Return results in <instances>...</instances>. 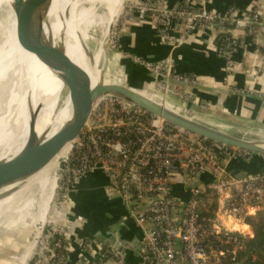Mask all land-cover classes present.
I'll return each instance as SVG.
<instances>
[{"label":"built area","instance_id":"obj_1","mask_svg":"<svg viewBox=\"0 0 264 264\" xmlns=\"http://www.w3.org/2000/svg\"><path fill=\"white\" fill-rule=\"evenodd\" d=\"M123 5L111 35L112 49L117 51L125 24L143 21L152 23L160 43L172 51L191 33L211 27L219 34L217 51L224 57L241 44L242 37L255 43L264 37L260 7L247 14L235 8L222 14L206 8H170L165 0H126ZM129 58L167 80L201 85L196 76L177 72L172 55L159 61ZM260 71L255 70V75ZM191 92L157 79L150 90L156 102L164 105H171L169 96L192 102ZM251 154L209 141L121 98L105 95L59 166L47 221L39 239L40 233L32 238L27 264H67L71 227L62 212L77 184L95 170L103 172L104 189L124 207L122 225L129 220L141 232L135 264H233L248 236L230 230L226 223L247 224L248 218L255 219L262 210L264 171L239 178L228 171L227 164ZM198 176L197 186L188 188ZM79 245L86 255L81 264H130L125 255L103 243L83 238Z\"/></svg>","mask_w":264,"mask_h":264},{"label":"crops","instance_id":"obj_2","mask_svg":"<svg viewBox=\"0 0 264 264\" xmlns=\"http://www.w3.org/2000/svg\"><path fill=\"white\" fill-rule=\"evenodd\" d=\"M165 3L170 8H206L222 14L231 8L247 14L254 7H260L264 15V0H165ZM218 40L219 34L214 27L197 30L182 46L172 51L169 45L160 43L150 21L125 24L121 49L112 55L111 61L120 65L118 80L121 83L150 91L154 79L146 70L130 63L128 57L159 61L172 55L177 72L196 76L202 88L192 89V102L169 96L171 105L191 110L194 120L215 130L235 137L264 140V37L260 43H255L250 37H242L238 47L229 49L228 57L218 54ZM229 62L232 64L230 68ZM258 68L261 71L256 76L254 71ZM149 91L144 94L150 96ZM227 169L237 175L262 172L264 156L251 154L231 159ZM106 184L103 172L95 170L83 178L70 195L68 206L62 212V216L71 222L67 264H81L86 259L79 240L96 231L95 223L101 221L104 214L112 217H124L126 214L121 202L104 189ZM34 216L35 213L24 217V222H30ZM226 224L230 230L241 231L246 236L252 234L248 224L233 221ZM121 226L120 234L130 232L141 240V232L132 222L126 220ZM29 233L33 231L19 224L11 233L1 232L0 264H15L25 254L31 238ZM128 260L135 264L137 257L131 254Z\"/></svg>","mask_w":264,"mask_h":264},{"label":"bare ground","instance_id":"obj_3","mask_svg":"<svg viewBox=\"0 0 264 264\" xmlns=\"http://www.w3.org/2000/svg\"><path fill=\"white\" fill-rule=\"evenodd\" d=\"M99 2L103 7V10L107 13L106 15L108 16V23H112L119 14L122 0H100ZM13 4L14 0H0V25L2 27V32L0 33V113H3V115H0V132L8 109H11L13 106L11 111H14V109L16 110L21 104L19 99H25L27 97L29 102L32 104L31 115H34V119L37 122V135L35 137L29 129V115L26 109V127L19 134H13V137H11L10 140V143L12 144L11 148L7 153H2L3 156L0 158V165L4 162L13 161L14 158H17L19 155H23L27 159V157L31 154H39L42 151L43 144V142L40 141L41 136L45 132H48L46 139L52 138L58 133L62 124L70 121L73 118L74 108L76 105V96L77 92L79 91L78 85L76 87V94H74L73 99L67 102L65 108L60 112V114H57L49 121L50 111L56 95L55 89L59 80L65 75L64 51L66 52L67 49L68 34L71 32L75 35L81 36L83 40L78 37L76 41L84 44L85 48H87L85 38L89 32L85 29L86 27L83 26L85 21H87L89 18L88 8L79 6L78 4L75 6L74 0H49L45 5V8L47 11H49L48 16L51 22L46 24L33 19L34 24H36L38 28L37 30L39 35L49 48L50 59L49 65L46 67L42 63L39 56H37L29 48H26L20 39L15 26ZM62 28L65 30V38L61 35ZM88 55L84 54V63L81 66L90 76L93 86H96L101 80L100 64H102V59L105 57L103 43L99 44L98 49L94 53L92 59L91 56ZM68 74L72 76L73 80L75 79L73 72ZM40 75V92L38 97H36L35 90L33 88ZM145 91L149 90L144 89L142 90L141 94L156 102L152 94L150 96L144 94ZM161 105L170 111L181 114L180 112L173 110L163 103ZM74 144H70L64 148L63 151L56 157V159L43 171H41L34 179H32L23 189V191L28 193V191L31 190L35 185H40L42 205L41 209L38 211V221H35L37 225L35 234H39L45 225L43 222L46 213L45 191L47 188H49L53 181H56V174L59 166L61 162L65 160L71 153ZM21 160L24 161V158H21ZM20 194L21 193H19V195ZM16 196L17 195L14 194L12 197L0 201V219L7 212ZM28 202L31 205L33 204V201L29 200ZM9 222L7 225H5V227H3V229L0 230L1 232L4 230V228L6 229V227L9 226ZM32 250L33 248L30 246L22 258L23 262H28ZM18 263L20 264V262Z\"/></svg>","mask_w":264,"mask_h":264},{"label":"water","instance_id":"obj_4","mask_svg":"<svg viewBox=\"0 0 264 264\" xmlns=\"http://www.w3.org/2000/svg\"><path fill=\"white\" fill-rule=\"evenodd\" d=\"M48 1L49 0H14L13 4L15 26L20 39L26 48H29L39 56L46 67H48L50 59L49 48L39 35L38 28L36 24H34L33 19L46 24L51 22L48 16L49 11L45 8ZM61 31V35L65 38V30L62 28ZM82 48L85 55L89 54L88 56H91L92 59L93 54L88 50V47L85 48V45H83ZM64 53L66 55L65 51ZM67 58L73 71L74 78L79 86L73 118L62 124L58 133L52 138L46 139L48 132H45L41 136L40 141H42L43 144L42 151L39 154H31L27 159L23 155H19L13 161L4 162L0 165V201L8 199L14 194L23 191L29 182L49 166L64 148L70 144L73 145L76 142L88 122L93 109L101 97L105 95L121 98L142 110L163 119L172 126L184 129L209 141L264 156V144L234 137L205 126L194 120L195 115L191 110L183 109L178 111L176 108H172L181 114L170 111L160 103L143 96L141 94L143 89L141 88L124 83H107L104 81L102 73L100 82L96 86H93L90 76L82 66L78 65L71 58ZM128 60L130 63L146 70L153 79L167 82L168 84L177 87L189 88L191 90L194 88H202L201 85L193 86L182 82L167 80L164 77L154 74L142 64L134 62L129 57ZM26 106L29 115L28 126L31 133L36 137L37 122L34 119V115H31L32 104L28 101V98ZM21 158H24V161H22ZM244 175L245 173H242L238 175V177L243 178ZM200 180L201 178L199 176L196 177V179L190 182L187 187L195 188ZM39 188V184L35 185L32 194L30 193L29 196H36L39 192ZM24 197H27V195ZM24 204L25 201L23 200L16 207L22 208ZM13 213L14 210H11L10 214L5 213L0 219V230L7 225ZM123 218L124 217L118 221H113L111 224L103 226L101 229H96L94 233L89 237H84V239H89L110 246L122 255H125L127 259H129L131 254L137 257L141 250L140 240L135 234L130 232L120 234ZM67 226L71 227L70 221L67 223ZM41 233L42 231L38 235V239L41 236Z\"/></svg>","mask_w":264,"mask_h":264},{"label":"rangeland","instance_id":"obj_5","mask_svg":"<svg viewBox=\"0 0 264 264\" xmlns=\"http://www.w3.org/2000/svg\"><path fill=\"white\" fill-rule=\"evenodd\" d=\"M99 1L100 0H74V5L76 6L78 4L79 6H83V7L89 9V11H88L89 12V18L87 19V21H85V24L83 25L86 27L85 29L89 31L86 38H85V42H86V45L88 47V50L94 55V53L98 49L99 44L103 43V51H104L105 57H104V59L101 58L102 64H100V71L103 74L104 81L107 83L108 82L121 83L118 80L119 79L118 73L121 72L120 65L113 63L111 61L112 55L115 54L116 52H118L117 50L112 49L111 35H112V32L114 31V28L116 26V23H117L116 19H117L119 14L116 16V18L114 19V21L112 23H108V16L106 15L107 13L103 10V7L101 6ZM125 1L126 0H122L121 6H120L121 13L123 11L122 6H124L123 4L125 3ZM98 4H100V5H98ZM120 11H119V13H120ZM108 24H109V26H108ZM88 27H90V28H88ZM1 29H2V27L0 25V33L2 32ZM78 37L83 40V38L79 35H75L71 32L68 34L67 49H66V55L67 56L65 55V62H64V73H65V75L59 80L57 87L55 89L56 95H55V98H54V101L52 104V108L50 111L49 121L54 116H56L57 114H60V112L65 108V105L67 104V102L69 100L73 99L74 94H76L75 90H76V87L78 84H77L76 80L75 79L73 80L72 76H70L68 74V73H72L73 71L70 67V64H69L67 57L71 58L73 61L78 63V65H80V66L84 63V54L85 53H84V50L82 48V46L84 44H81V43L76 41ZM80 44H81V46H80ZM102 55H103V52H102ZM111 74H112V76H111ZM40 86H41V75L38 77L37 81L35 82V86L33 88L35 90L36 97H38V95H39ZM71 96H72V98H71ZM19 101L21 102V104L19 105V107L16 110L14 109V111H11L13 109V106L11 107V109H8L7 115H6L5 120H4L2 127H1V132H0V141H1L0 158L3 156L2 153L3 154L7 153L9 151V149L11 148L12 144L10 143L11 142L10 140H11V137H13V134H15V133H16V135L19 134L21 131H23V129H25L26 124H27L26 123V117H25V110L27 109V106H26L27 97L25 99L21 98V99H19ZM167 106H169L170 108H176L178 111L185 109L179 105H175V106L167 105ZM0 112H1V109H0ZM0 115H3V113H0ZM20 116L22 119L20 118ZM13 126H14V128H13ZM238 138H240V137H238ZM242 139H246L249 141H254V142L264 144V140H261V139H253V138H248V137L242 138ZM55 184H56V181H53L51 183V185L49 186V188H47L45 191V193H46V213H45V218L43 221L44 223H46V221H47V215H48L50 203H51L50 201L52 199L51 196H53ZM180 190H181L180 188L177 189L178 192H180ZM29 191H28V193H26L25 191H21V192H19V193H21L20 195H19V193L16 194L17 196H16L15 200H13V203H11V206L9 207V209L6 212L7 214H10V211L14 210V214L11 215L9 226H7L6 229L4 228V230H3L7 233H11V231H12V229H14V227H16L18 224L19 225L21 224L20 226H22L24 229L31 230V232L33 231V233H31V234L29 233L31 235V236L29 235L31 238L29 237L30 242H28V245H26L27 249L31 246L30 243L32 242V238H33L34 234L36 233L35 229L37 228V225H36L35 221L38 219V215H39L38 211L41 209V205H42L40 188H39L38 194L36 196L33 195L34 197L29 196L30 193L32 194L33 188ZM26 195H27V197H24ZM23 200L25 201L24 206H22V208L16 207ZM29 200L33 201V204H32L33 206L28 202ZM33 213H35V216L32 218V220L30 222L29 221L24 222L25 221L24 217H26V216L28 217V215H31ZM256 218H257V216L255 217V219ZM0 234H1V231H0ZM35 235H37V234H35ZM31 254H32V251L30 253V256H31ZM23 256L20 257L19 258L20 261L18 259V261L15 264H19L18 262H20V264H27V262L25 263L22 261Z\"/></svg>","mask_w":264,"mask_h":264},{"label":"trees","instance_id":"obj_6","mask_svg":"<svg viewBox=\"0 0 264 264\" xmlns=\"http://www.w3.org/2000/svg\"><path fill=\"white\" fill-rule=\"evenodd\" d=\"M246 223L251 227L252 234L243 238V249L238 252L233 264H264V206L256 219L248 218Z\"/></svg>","mask_w":264,"mask_h":264},{"label":"flooded vegetation","instance_id":"obj_7","mask_svg":"<svg viewBox=\"0 0 264 264\" xmlns=\"http://www.w3.org/2000/svg\"><path fill=\"white\" fill-rule=\"evenodd\" d=\"M120 218V216H116V217H112L108 214H104V216L102 217L101 221H97L95 223V228L96 229H101L103 226H107L109 224H111L113 221H118Z\"/></svg>","mask_w":264,"mask_h":264}]
</instances>
